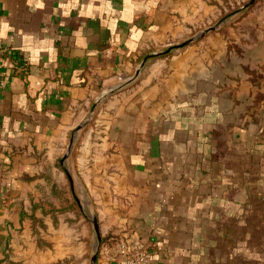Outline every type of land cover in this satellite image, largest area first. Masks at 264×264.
Masks as SVG:
<instances>
[{
  "label": "crops",
  "instance_id": "1",
  "mask_svg": "<svg viewBox=\"0 0 264 264\" xmlns=\"http://www.w3.org/2000/svg\"><path fill=\"white\" fill-rule=\"evenodd\" d=\"M246 4L0 0V264H111L121 239L148 264H264V0Z\"/></svg>",
  "mask_w": 264,
  "mask_h": 264
},
{
  "label": "built area",
  "instance_id": "2",
  "mask_svg": "<svg viewBox=\"0 0 264 264\" xmlns=\"http://www.w3.org/2000/svg\"><path fill=\"white\" fill-rule=\"evenodd\" d=\"M3 84L4 79L0 73V86ZM112 248V252L108 254L111 264H148L153 252L150 246H135L126 239L117 240ZM116 256H122L123 260H116Z\"/></svg>",
  "mask_w": 264,
  "mask_h": 264
},
{
  "label": "water",
  "instance_id": "3",
  "mask_svg": "<svg viewBox=\"0 0 264 264\" xmlns=\"http://www.w3.org/2000/svg\"><path fill=\"white\" fill-rule=\"evenodd\" d=\"M255 0H250L246 6L248 5H251L254 3ZM214 27H210L208 30H204L203 32H201L200 34H198L197 36L181 43V44H178V45H175V46H171V47H168L166 50L162 51V52H159V53H156V54H152V55H147L143 58L142 62H141V66H143V64L146 62V60H148L149 58L151 57H159V56H164L166 54H168L172 49H176V48H179V47H182L184 45H187L188 43H190L191 41H194L196 40L198 37H200L201 35H203L204 33H206L207 31L209 30H213ZM138 72V71H137ZM65 159V157L62 159L61 162H63V160ZM92 223H93V227H94V230L96 232V235H97V240H98V243H100V234H99V227H98V222H97V219H96V216H92ZM96 257H97V253H95L93 256H92V261L90 264H94L95 263V260H96Z\"/></svg>",
  "mask_w": 264,
  "mask_h": 264
},
{
  "label": "rangeland",
  "instance_id": "4",
  "mask_svg": "<svg viewBox=\"0 0 264 264\" xmlns=\"http://www.w3.org/2000/svg\"><path fill=\"white\" fill-rule=\"evenodd\" d=\"M250 0H230V2L232 4H234L235 6H238L239 4H243V3H248ZM226 10L229 11L230 7H226ZM225 11L222 12V16H224Z\"/></svg>",
  "mask_w": 264,
  "mask_h": 264
},
{
  "label": "trees",
  "instance_id": "5",
  "mask_svg": "<svg viewBox=\"0 0 264 264\" xmlns=\"http://www.w3.org/2000/svg\"><path fill=\"white\" fill-rule=\"evenodd\" d=\"M104 239H105V238H104ZM102 241H103V239H102ZM115 242H116V241L114 240V241L111 242V244H114Z\"/></svg>",
  "mask_w": 264,
  "mask_h": 264
}]
</instances>
